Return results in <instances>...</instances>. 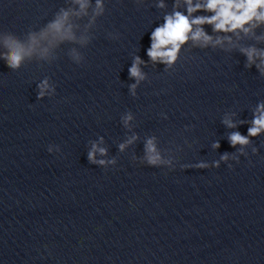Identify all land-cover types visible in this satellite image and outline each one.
Masks as SVG:
<instances>
[{
    "label": "clouds",
    "instance_id": "obj_1",
    "mask_svg": "<svg viewBox=\"0 0 264 264\" xmlns=\"http://www.w3.org/2000/svg\"><path fill=\"white\" fill-rule=\"evenodd\" d=\"M78 5V10L61 7L54 17L45 22V26L39 32H28V44L25 46L18 38L9 36L5 41L6 51L0 52V60L13 71L19 70L26 60H32L36 56L39 60L51 63L57 57L52 55L54 49L64 43L79 44L81 48L88 46L92 41V35L77 36L70 17H87L91 8V17L86 28L96 25L98 18L106 12L105 0H73ZM137 5H142L144 0H135ZM94 5V6H93ZM156 7L164 9V0H158ZM181 8L184 10L181 11ZM197 13H204L197 15ZM205 26L211 27V33ZM264 26V0H173L172 11L165 12L163 23L155 27L150 34V46L146 50L148 60L145 61L138 54L132 56V63L128 69L129 79L134 83L128 85L129 93L135 97L137 89L147 79V73L143 70L149 64L153 66L163 65L164 70L174 68L180 59L182 50L191 49H219L225 53L239 51L246 57L244 67L251 69L253 66L261 77H264V48H258L255 44L241 46L239 41L244 37L254 39L257 43H264V35H256V29ZM112 39H118V34H109ZM233 37H236L233 40ZM41 41H46L41 45ZM71 60L79 65L84 61L81 51L72 48L68 53ZM36 95L38 100L52 97L56 93V85L50 77L36 80ZM167 119L165 114H161ZM235 113H225L221 123L228 129H237L240 125L248 124L247 135L239 131L228 132L226 138L235 152H224L218 160L211 163L200 161L194 165H181L182 168L194 167L196 169L219 168L221 163L232 168L233 164L240 163V156H247L246 149L252 145V138L264 134V101L258 102L252 110V119L239 122L233 119ZM134 115L131 111L121 116V123L125 129L131 128ZM139 139L137 134L127 136L118 144V150L123 153ZM105 142L103 136L96 140H90L87 148L89 163L98 165L104 169L117 164L116 157H108V149L100 145ZM191 147V144L188 145ZM213 149H219V141L212 143ZM48 152H60L58 145H49ZM182 150V149H178ZM252 147V153L257 152ZM171 152V149L166 150ZM103 157H108L104 159ZM138 159L140 164L151 167H167L170 171L175 168L177 158L175 155H166L158 147L156 136L147 137L143 143V155Z\"/></svg>",
    "mask_w": 264,
    "mask_h": 264
}]
</instances>
